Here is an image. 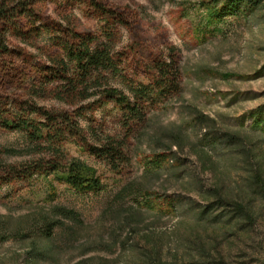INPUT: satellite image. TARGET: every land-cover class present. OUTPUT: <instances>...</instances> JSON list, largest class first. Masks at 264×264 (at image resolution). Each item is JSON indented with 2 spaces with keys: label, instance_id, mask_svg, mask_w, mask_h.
Returning a JSON list of instances; mask_svg holds the SVG:
<instances>
[{
  "label": "trees",
  "instance_id": "1",
  "mask_svg": "<svg viewBox=\"0 0 264 264\" xmlns=\"http://www.w3.org/2000/svg\"><path fill=\"white\" fill-rule=\"evenodd\" d=\"M90 1L103 21L96 31L79 30L71 16L58 21L43 16L45 0H0V82L6 91L0 95V130L23 132L52 157L23 170L4 169L0 185L63 170L69 189L100 190L93 168L78 158L66 160L62 148L68 135L85 142L77 118L86 117L93 125L88 112L110 104L120 117L123 137L107 135L100 146L87 145L88 151L123 162L130 134L140 130L137 134L151 147L144 163L145 180L118 192V200L133 194L136 204H110L92 235L76 227L81 223L72 211L51 206L17 221L0 215V243L13 238L25 247L9 256L14 264L59 262L65 244H56L57 229L58 238L68 242L86 238L78 246L81 259L75 264H242L233 259L234 250L253 243L255 228L264 220V107L250 113L246 126L219 124L192 107L179 122L144 132L148 112L178 91L179 69L172 58L155 65L156 76L148 84L126 79L123 54L112 44L115 26L126 24L131 13H117L98 0ZM216 2L212 10L216 19L264 10V0ZM117 78L124 81L128 94L110 83ZM36 99H55L72 110H49L37 105ZM185 149L200 171L179 187L185 194L194 193L197 201L153 188L169 179L168 171L180 165L178 152ZM113 169L118 172L117 165ZM207 172L208 184L199 177ZM100 246L106 249L104 255L87 256Z\"/></svg>",
  "mask_w": 264,
  "mask_h": 264
},
{
  "label": "rangeland",
  "instance_id": "2",
  "mask_svg": "<svg viewBox=\"0 0 264 264\" xmlns=\"http://www.w3.org/2000/svg\"><path fill=\"white\" fill-rule=\"evenodd\" d=\"M98 1L114 12L131 13L126 24L115 26L116 37L112 44L114 50L123 54L126 79L148 84L156 76L155 65L169 63L172 58L179 69L178 91L148 112L149 127L144 128V132L151 134L158 126L179 122L189 115L188 110L192 107L215 118L219 124L234 128L244 122L246 126L250 113L264 107V10L252 16L227 15L216 19L212 15L215 0ZM221 2L223 0L216 3ZM90 3V0H45L42 13L56 21L61 16H71L79 30L96 31L103 21ZM27 50L35 52L30 47ZM110 83L128 94L122 79H113ZM5 92L0 82V95ZM35 101L49 110H72L55 99ZM88 114L93 116V125L86 117L76 119L85 142L68 135L62 148L63 157L66 160L78 158L91 166L94 176L102 184L101 189L84 193L71 190L66 185L63 170L11 179L0 185V215L17 221L33 216L41 208L61 206L77 215L76 221L81 225L76 227H84L81 230L86 231L82 232L92 235L98 223H102L101 215L110 204H136L133 194L127 193L123 200H118L117 194L124 186L145 180L144 163L151 152L146 137L140 138L137 134L140 130L136 128L132 131L125 145L126 160L123 162L96 157L89 153L87 145L100 146L107 135L122 138L124 130L112 104L93 107ZM190 136L194 139L195 132ZM43 148L30 142L23 132L0 130V174L10 167L23 170L35 162L49 161L52 157ZM177 158L180 165L168 171L169 179L162 186L155 183L153 188L165 195L197 201L194 193L181 192L179 184L196 176L199 165L186 149L178 152ZM114 164L118 172L113 169ZM199 177L209 183L208 172L199 174ZM66 224L71 226L69 221ZM59 233L57 229L56 244H65L64 253L59 262L57 259V262L45 264H75L81 259L78 246L86 238L68 242L65 238H58ZM254 235L256 240L253 243L243 245L239 251L234 250L233 259L242 264H264V220L255 228ZM24 248L13 238L0 243V256L4 257L0 264H14L9 256L15 251L22 252ZM97 253L104 255L106 249L95 247L87 256Z\"/></svg>",
  "mask_w": 264,
  "mask_h": 264
}]
</instances>
